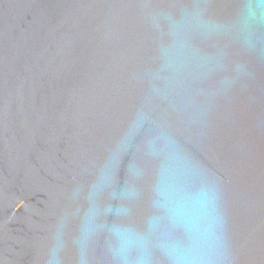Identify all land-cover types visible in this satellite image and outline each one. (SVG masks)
Returning <instances> with one entry per match:
<instances>
[{
  "label": "water",
  "instance_id": "95a60500",
  "mask_svg": "<svg viewBox=\"0 0 264 264\" xmlns=\"http://www.w3.org/2000/svg\"><path fill=\"white\" fill-rule=\"evenodd\" d=\"M0 264H264V0H0Z\"/></svg>",
  "mask_w": 264,
  "mask_h": 264
}]
</instances>
